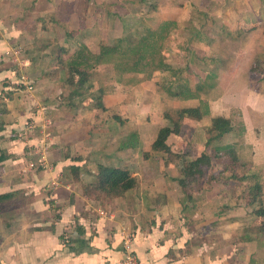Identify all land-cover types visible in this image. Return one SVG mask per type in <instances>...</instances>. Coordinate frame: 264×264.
<instances>
[{
  "label": "crops",
  "instance_id": "0c3cea01",
  "mask_svg": "<svg viewBox=\"0 0 264 264\" xmlns=\"http://www.w3.org/2000/svg\"><path fill=\"white\" fill-rule=\"evenodd\" d=\"M185 7L179 5V13ZM87 11L84 0H0V196L8 195L0 201V264H117L125 238L140 264H264V239L249 222L251 214L226 211L220 183L202 188L191 200L177 186L183 160L178 144L182 150L192 146L191 159L207 152L209 136L200 121L190 122L186 136L181 123L179 133L168 137L170 151L178 155L168 158L151 151V144L169 117L163 111L154 123L141 114L158 98L150 82L114 85L101 98L103 109L61 98L63 73L49 77L55 61L50 49L62 47L58 44L69 37L51 42L48 29L66 26L73 14L80 13L82 20ZM175 17L159 20L177 25L179 14ZM38 43H45L46 50L34 51ZM18 45L23 55L16 64L11 51ZM19 76L32 91L17 84ZM215 89V99L207 104L208 121L217 116L238 121L233 146L246 171L261 176L264 203V90L229 87L223 78ZM182 103L170 102L177 109L199 105ZM129 133L136 134L139 147L120 148ZM142 143L149 150L140 155ZM43 149L45 160L39 162L36 151ZM97 166L126 170L134 187L101 207L81 191L96 181Z\"/></svg>",
  "mask_w": 264,
  "mask_h": 264
},
{
  "label": "rangeland",
  "instance_id": "374dc122",
  "mask_svg": "<svg viewBox=\"0 0 264 264\" xmlns=\"http://www.w3.org/2000/svg\"><path fill=\"white\" fill-rule=\"evenodd\" d=\"M84 1L87 2L88 7L86 17L80 20V13L73 14L71 17L72 20H65V23H67L66 26H62V28H52L51 26L48 29L50 31L49 38L51 42H53L52 40L55 38L59 41L63 34L66 35L65 37H69L67 43L58 44L66 48L68 54L72 53L77 48L79 49V46H84L86 48L84 53L89 52L93 56L97 53L101 44H112L114 40L123 36L138 38L143 36L148 29H155L160 23V16L162 17L164 15L174 18L179 14L177 25L173 31L170 32V38L168 42L164 44L162 54L165 63L169 64L171 67L180 69L187 68L188 71H190L188 76L183 74L190 87L193 86L197 78H203L206 71H214L217 75L215 79L217 84L219 80L223 78L227 80V86L229 87L234 85L237 88L240 87V84H243L244 86L249 85L252 88L264 90V0ZM183 3H185L186 7L185 9H181L179 13V5ZM83 4L84 3H82V6ZM240 20L247 22V24L251 23L254 27L240 28ZM85 22L87 26L84 25ZM42 25L47 27L44 22L41 26ZM195 34H198L200 37L199 41L193 38ZM207 40L209 41L207 42ZM44 45L45 43L33 44L34 51L38 48L41 50L44 49ZM53 45H51L50 50L53 52L52 56L54 57L57 51L56 46ZM19 46L20 45H18L16 49L23 55V48L21 49ZM30 46H32V44H27V46L23 44V47H27L28 49H30ZM30 52L32 53V50H30ZM62 58H66V56L64 55ZM52 65L49 71L54 73V75L49 77H51V79H57L59 75V65L55 64V61ZM251 70L253 72H251ZM91 73L90 83L92 84V90L106 88L108 91L117 84V80H120L118 85L121 86L128 87V85H133L132 82L128 81L130 80V75L120 76L110 65L96 66ZM61 77L64 78V75L61 74ZM154 88L156 90L155 92L158 94L156 95L158 98L152 100L149 105L145 104L148 108L146 110L145 106L141 114L146 117L149 122L155 123L162 112L165 111L164 115L175 120L174 111L177 110L179 106H174L170 104V102L179 100L168 98L167 100H169V102H166V99H162L167 98L166 95L161 93V90L158 88ZM64 89L65 90L62 91L60 95L61 98L68 93V88L64 87ZM213 90L208 91L206 94H201L199 100H185L182 105L186 102H193V104L198 103L199 105H201V102H204L207 105L208 102L213 101L211 99H215L217 95L216 89L214 88ZM158 99H160V101ZM135 105L136 109H138V104ZM207 115L208 113L206 112L202 120H200L201 118L191 119L186 117H184V120L182 119L183 121L180 120V124L183 123L184 128L182 134L186 136V133H189V124L192 120L196 122L200 121L201 126L207 127L209 124ZM232 122L236 123V125L238 124L236 119H233ZM168 126H170L169 123ZM199 129H201V127H199ZM176 138L179 140L182 137L176 136ZM194 139L193 137L192 141L196 143L197 141ZM235 139L236 138L230 134L225 136L224 139L222 138L221 143L225 144V142H227L228 144H233ZM124 140L125 139L122 141L124 142ZM125 142L127 144L130 143L129 141ZM146 143H142L140 148L137 149L140 155L142 151L149 150V146H146ZM217 144V141L212 142L210 146L206 148V151L210 152L212 147ZM178 145L181 146V148L184 147L181 144ZM195 147L200 149L199 145ZM181 148L179 149L180 152L187 149V147L183 150ZM149 162L152 163L153 161ZM213 166L216 167L215 170H217V168L220 167L219 162H214ZM242 170L238 168L236 170L237 174H244ZM202 187L200 188V192ZM228 191L229 186H227L226 191L223 192H227L228 194ZM260 198L263 203L262 194ZM203 203L204 202H202V204ZM233 203L232 198L227 195V203H222V206L225 205L226 211L232 209V211L245 212V214L249 212V209L246 210V208H243L241 203L238 207ZM216 205H219L217 200L215 201V206ZM100 206L102 207L103 205L100 204ZM215 209V207H212L210 210ZM224 210L225 209L220 210L219 213H223ZM247 215V217H249V214ZM251 220H253V217L248 221L251 222ZM8 221H12V218H9Z\"/></svg>",
  "mask_w": 264,
  "mask_h": 264
},
{
  "label": "trees",
  "instance_id": "16d2710c",
  "mask_svg": "<svg viewBox=\"0 0 264 264\" xmlns=\"http://www.w3.org/2000/svg\"><path fill=\"white\" fill-rule=\"evenodd\" d=\"M175 26L176 23L173 21H161L155 29H148L143 36L138 38L123 36L114 40L112 44H101L93 56L89 52L84 53L86 49L84 46H79V49H75L70 54L67 49L56 46L55 64L59 65L58 70L64 75V78L61 79L62 87L68 88V93L63 99L69 101L77 99L79 103L88 104L95 109H103L101 98L107 89L92 90L90 77L94 67L110 65L120 76L130 75L128 81L132 84L148 81L169 99L199 100L201 94H206L217 87L215 80L217 75L214 71H206L204 77L197 78L193 86L190 87L185 77L190 74L187 68H173L165 63L162 49L168 42L170 32ZM193 38L196 41L200 40L198 34H195ZM64 55L67 57L62 58ZM251 72L253 71L251 70ZM116 82L118 84L120 80ZM206 109L207 105L201 102V105L193 108L175 110V120L169 118L170 126L158 129L151 144V151L162 152L168 158L178 155L183 158L176 183L180 192L188 200L195 197L202 186L204 189H208L211 183H220L222 189H225L223 191H226L229 186L228 194L227 192L225 194L232 198L236 207L241 203L243 208L249 209V213L253 217L255 231L264 239V203L260 198L261 176L246 171V165L238 159L233 144L221 143L225 135L231 134L234 137L239 135V124L236 125L230 119L219 116L211 118L209 125L204 127V134L209 136L204 147L207 148L215 141L218 144L213 146L210 152L203 151L193 159L190 157L191 147L189 144H186V150L177 155L170 151L166 143L170 135L179 133L180 120L184 117L200 119L206 114ZM124 139V142L129 141L130 143L122 141L119 145L120 148L127 149L138 146L135 133H129ZM2 159L3 156H0V161ZM217 161L220 167L215 170L216 167L213 165ZM238 168L243 169L244 174H237ZM75 174L76 172L73 171V176ZM94 176L96 181L93 184L82 185L81 191L84 197L98 199L101 205L109 204L114 198L120 197L135 185V179L126 170L118 168L97 166ZM7 197L8 195L0 196V201ZM3 209L4 206L2 207L0 204V212Z\"/></svg>",
  "mask_w": 264,
  "mask_h": 264
},
{
  "label": "built area",
  "instance_id": "2783aa9c",
  "mask_svg": "<svg viewBox=\"0 0 264 264\" xmlns=\"http://www.w3.org/2000/svg\"><path fill=\"white\" fill-rule=\"evenodd\" d=\"M11 54L13 56V60L16 64L19 63V56H20V52L18 49H13L11 51ZM26 78H24L23 76H19L18 80H17V84H20L22 86H24V89L27 92L32 91V85L26 82ZM31 126V125H30ZM30 126L28 125L27 130L25 131V133H28L29 130H31ZM36 156H37V160L39 162H43L45 160V149L41 150V152H37L36 151ZM33 166V163L30 164V167ZM117 264H140L139 260L137 259V257L135 256L133 249L131 247V240H129L128 238H125L123 240L122 243V254H121V259L119 260V262Z\"/></svg>",
  "mask_w": 264,
  "mask_h": 264
}]
</instances>
